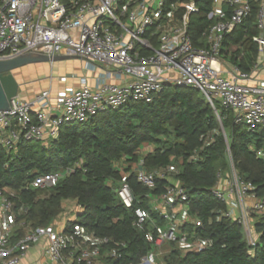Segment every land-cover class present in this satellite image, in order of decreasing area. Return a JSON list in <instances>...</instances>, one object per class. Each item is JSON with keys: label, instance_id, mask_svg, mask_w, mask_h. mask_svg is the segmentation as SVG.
<instances>
[{"label": "built area", "instance_id": "1", "mask_svg": "<svg viewBox=\"0 0 264 264\" xmlns=\"http://www.w3.org/2000/svg\"><path fill=\"white\" fill-rule=\"evenodd\" d=\"M252 1L260 5L261 33L253 38L260 60L251 73H244L223 60L222 47L225 36L251 15L250 0L213 1L208 17L217 22L204 34L205 48H196L189 34L191 16L199 13L194 2L185 4L184 14L177 17L180 4L171 5L167 11L164 0H0V61L30 53L67 56L82 60L87 69L104 67L107 76L118 73L130 78L123 86L108 83L105 78L94 90L84 86L70 91L60 95L55 106L48 91L33 100H12L11 110L0 111V147L14 153L22 141L58 138L64 125L88 123L100 113L128 103L152 104L166 86L197 89L219 120L216 105L232 110L235 123L250 132H264V82L250 83L264 69V0ZM212 142L209 138L206 143ZM258 156L264 157V153L260 151ZM195 158L192 156L191 161ZM69 173L40 175L31 187L50 189ZM135 173L140 183L152 188L155 176L165 178L177 171L169 167L155 175L141 161ZM218 179L213 193L226 203L225 217L241 226L248 245L256 247L253 216L264 212V204L255 197V186L240 177L230 153L229 171ZM117 195L126 208H133L135 196L126 179ZM249 198L256 201L252 207L247 203ZM16 199L14 191L0 189V264H21L32 250H37V264H103L102 252L110 239L99 238L73 222L35 228L21 219L27 211L17 206ZM153 201L166 225L156 228V238L152 233L146 235L150 243L157 249L167 243L186 252L207 249L206 243L190 240L174 226L170 209L175 204L186 206L188 201L180 184L168 187ZM150 216L149 211L136 209V229L145 231ZM193 225L201 227V222L194 219ZM121 245L124 247H116ZM107 255L120 257L115 248ZM137 264H157L155 254L150 253Z\"/></svg>", "mask_w": 264, "mask_h": 264}, {"label": "trees", "instance_id": "2", "mask_svg": "<svg viewBox=\"0 0 264 264\" xmlns=\"http://www.w3.org/2000/svg\"><path fill=\"white\" fill-rule=\"evenodd\" d=\"M213 1L164 0L167 11L171 5L180 4L177 17L184 14L185 4H196L199 13L191 16L189 27L196 48L207 47L204 34L217 22L208 17ZM250 2L251 15L225 36L222 47L223 60L244 73H251L260 60L258 46L253 43L261 33L260 5ZM216 109L220 120L201 91L166 86L152 104L128 103L100 113L88 123L64 125L58 138L22 141L14 153L0 147V189L17 194V206L27 211L21 219L35 228L53 224L64 216L67 205L75 203L82 213L72 224L111 240L103 249V264H137L157 249L146 235L152 233L156 238V228L166 225L153 199L180 184L188 195L190 215L201 222V227L186 225L184 231L190 240L206 243L207 249L184 253L170 244V253L157 264H264V212L253 216L258 242L252 248L243 228L225 217L226 203L213 193L219 175L226 177L229 171L230 153L240 177L255 186L254 195L264 204V157L258 156V152L264 153V132H250L235 123L232 110L219 105ZM209 138L212 143H206ZM146 145L153 151L142 155ZM192 156L196 158L191 161ZM141 161L155 175L169 167H175L177 173L155 176L150 188L140 183L135 173ZM123 163L128 165L126 178L120 168ZM61 171L70 173L54 187H31L38 176ZM124 179L135 196L131 209L117 195ZM138 208L151 215L145 231L134 225ZM117 244L124 247L117 248ZM113 248L120 255L117 259L107 255Z\"/></svg>", "mask_w": 264, "mask_h": 264}, {"label": "crops", "instance_id": "3", "mask_svg": "<svg viewBox=\"0 0 264 264\" xmlns=\"http://www.w3.org/2000/svg\"><path fill=\"white\" fill-rule=\"evenodd\" d=\"M227 9V8H226ZM78 59V58H75ZM71 60V59H67ZM80 60V59H79ZM66 61V60H62ZM60 61V62H62ZM57 63V62H55ZM45 64H34L27 66V68L18 69L14 72V75L17 79V81L22 85V88L19 92L18 99L20 100H33L38 95H40L42 92H50V97L52 99V106H55L57 103V98L62 95L66 94L70 91H78L82 89L84 86H87L89 89H96L98 88L99 84H101V81L103 79H107L108 83L116 84L119 86H123L126 83L130 82V78L125 77L124 75L114 73L110 76H107V69L101 66H98L96 70H87L84 71L79 77L75 76L72 78H67L66 75H61L59 78L55 79L51 76L49 77L47 74V68ZM54 64V63H51ZM46 75V77H45ZM40 77L39 79H37ZM49 82V83H48ZM261 82H264V69H261L257 72L255 75V78L252 82H250L252 85H257ZM153 151V147L150 146H144V148L141 150L142 155H147L148 153ZM128 165L121 164V172L125 176V168H127ZM175 169L174 167H171ZM248 205L250 207L254 206L256 201L252 198L248 199ZM75 208H79L75 203H70L66 206V212L63 217L68 216V214L73 213ZM76 210V209H75ZM170 214L172 217V221L174 223V226H176L177 231L180 233H184V227L186 225H193V217L190 215L187 207L185 205L175 204L172 209H170ZM80 215V214H79ZM78 217V216H77ZM72 222H68L66 224H69ZM184 234H187L184 233ZM170 244H164L162 247L156 249L155 251V259L156 262H162L164 257L167 256L170 253L169 250ZM177 248L180 249L182 252H186V249L179 248L177 245ZM37 250H32L29 254L28 259L24 260V264H37L38 261L37 257ZM22 264V263H21Z\"/></svg>", "mask_w": 264, "mask_h": 264}, {"label": "water", "instance_id": "4", "mask_svg": "<svg viewBox=\"0 0 264 264\" xmlns=\"http://www.w3.org/2000/svg\"><path fill=\"white\" fill-rule=\"evenodd\" d=\"M74 57H49L39 54H25L11 60L0 61V111H8L12 100L19 97L22 85L17 81L14 72L34 64L55 63Z\"/></svg>", "mask_w": 264, "mask_h": 264}, {"label": "rangeland", "instance_id": "5", "mask_svg": "<svg viewBox=\"0 0 264 264\" xmlns=\"http://www.w3.org/2000/svg\"><path fill=\"white\" fill-rule=\"evenodd\" d=\"M27 68V67H25ZM47 68V74L50 77L52 74V77L57 79L59 78L61 75H66L67 78H72L75 76H80L84 71L87 70H92L90 68H86V63L83 62L82 60L79 59H71V60H66V61H62V62H57L54 64L48 63L46 65ZM46 77V75H45ZM40 77H38L37 79H39ZM49 83V82H48ZM246 127V126H245ZM248 127H246L247 129ZM175 168V167H174ZM176 171V169H175ZM76 209V210H75ZM73 213L68 214V216L66 217H62L59 220L56 221L57 224L59 225H65L68 222H74L77 219V216L79 214L82 213V209L81 208H75ZM169 244V243H167ZM25 261L22 262V264H24Z\"/></svg>", "mask_w": 264, "mask_h": 264}]
</instances>
